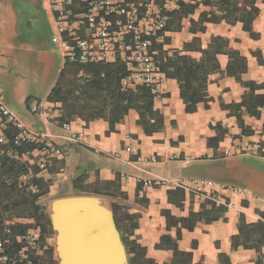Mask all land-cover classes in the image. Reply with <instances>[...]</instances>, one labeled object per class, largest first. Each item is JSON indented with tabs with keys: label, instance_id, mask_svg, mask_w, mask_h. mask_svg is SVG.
<instances>
[{
	"label": "crops",
	"instance_id": "obj_1",
	"mask_svg": "<svg viewBox=\"0 0 264 264\" xmlns=\"http://www.w3.org/2000/svg\"><path fill=\"white\" fill-rule=\"evenodd\" d=\"M133 1L141 4L144 0ZM255 5L259 14L250 32L245 31L241 23L201 22L200 14L210 11L208 7H202L184 18L176 29L163 30L153 41L163 42L168 37L169 42L163 45V49L169 57L185 55L200 65L205 62V55L201 50L185 45L195 41L193 46L201 44L204 47L213 37H221L227 42V51L236 50L245 58L247 69L240 75L241 79L259 86L257 92L264 95V0H256ZM53 38L56 39L53 15L46 0H0V95L24 126L43 132L57 148L56 152L45 155L35 144L30 151L17 157L26 165L27 172L20 175L19 180L29 184L28 189L38 190L33 188V179L40 181L41 188L43 184L47 186L46 193H42L36 202L42 211L44 209L49 221L46 233L40 234L44 245L38 243L28 251L51 247L58 264L56 232L50 221L52 202L57 198L83 195L98 198L112 212L123 245L124 238H130L155 264H171L175 250L189 254V258L177 263L180 257L174 256V264H264V246L261 253L242 245L233 248L232 237L238 234L241 218L246 223L264 221V208L255 199L264 198V174L242 162L247 161L248 156L238 147L245 141L251 142L248 148L255 155V143L264 139V134L260 133L264 107L259 119L250 117L243 109L239 111L245 126L255 132L253 136L240 137L236 117L223 106L238 103L249 88L227 74V64L231 62L229 55L226 52L216 54L219 68L207 77V99L197 103L192 102L190 93L182 97L180 82L162 73L163 82L154 95V107L164 121L162 131L146 135L138 113L130 110L116 123L115 131L107 135L109 125L103 116L92 120L72 116L62 122L59 118L63 107L51 102H48L47 118L30 111V101L46 100L64 66L60 56V67L54 72L56 66L50 52ZM153 41L148 51L155 55L156 51L151 49ZM259 57L262 64L258 62ZM38 61L43 63L42 95L38 94L40 86L32 88L17 81V76L31 73L28 70L36 68ZM49 75L53 79L47 83ZM10 100H23L30 115L15 113ZM65 124L70 125V131L64 129ZM3 128L8 136L16 133L9 124ZM225 151L229 153L226 155ZM256 156L252 159L264 160L257 153ZM228 164L247 167L248 178H241L234 169L231 178H225L219 170ZM195 170L212 171L217 177L215 180L197 177L192 173ZM82 171L89 175V181L96 176L100 181L113 182L111 189L106 190L112 195L73 190L72 180ZM189 179L210 180L244 191L233 193L217 187H204L195 193L191 189L155 184ZM206 200L214 203L216 208H224L215 221H208L207 215L199 216ZM8 204L0 199V220L3 223L10 221L25 226L27 230L40 229L26 211L27 217H24L23 211L14 214L11 208L3 209ZM179 218L187 220L182 223ZM187 224L191 225L190 229ZM4 232H9L6 226ZM13 237L16 241L21 240L17 232ZM126 256L128 260L127 251Z\"/></svg>",
	"mask_w": 264,
	"mask_h": 264
},
{
	"label": "trees",
	"instance_id": "obj_2",
	"mask_svg": "<svg viewBox=\"0 0 264 264\" xmlns=\"http://www.w3.org/2000/svg\"><path fill=\"white\" fill-rule=\"evenodd\" d=\"M144 1L140 2V5ZM255 2L256 0H199L193 4H180L177 9L165 14L167 19L164 30L176 29L184 18L194 14L202 7H208L210 9L208 14L203 12L200 14L201 22L219 23L223 21L229 25L241 23L242 28L250 32L252 23L259 14ZM168 42V37H165L163 42L153 41L151 49L156 51V54L153 55L154 59L158 61L160 71L166 77L175 78L180 82L182 97L187 93L191 94L193 103L207 99V77L219 68L216 54L226 52L229 55L231 62L227 64V74L233 75L243 87H248L249 90L242 95L238 103L228 104L223 108L230 109L236 117L240 137L253 136L254 130L245 126L239 111L243 109L250 117L259 119L261 109L264 107V95L257 92L259 86L241 79L240 75L245 73L247 69L245 58L240 56L236 50L227 51V42L223 38L213 37L211 43L204 47L201 44L199 47L193 46L195 41L192 42L193 44L185 45L191 49H199L205 55V62L199 65L185 55L175 54L169 57L166 50L163 49V45ZM258 62L263 63L260 57ZM125 76L126 71L119 62L65 64L59 71L46 101L58 103L63 107V114L59 118L62 122H67L72 116L86 120L103 116L109 125L107 135L115 131L116 123L123 119L130 110H135L138 113L146 135L162 131L164 128L163 117L154 107V94L150 86L142 84L124 88L121 81ZM260 133L264 134V123ZM5 135L7 139L11 138L6 132ZM34 145L24 144L18 147L17 157H20L22 152L30 151L35 147ZM255 147L257 155L264 159V139L256 142ZM15 158L0 155V199L9 202L3 209L11 208L14 214L23 211L24 217H27L26 211L29 213L28 217L33 218L36 226L40 227V234H44L48 229L49 221L44 209L42 211L36 202L42 193H46L47 186L43 184V188H41L40 181L33 179L32 185L38 190L28 189L29 184L19 180L20 175L27 172L26 165L19 161V158ZM112 185H114L113 182L100 181L96 176L94 180L89 181V175L85 171L79 172L71 183L72 189L79 193L109 196L112 194L106 190H110ZM202 208L199 216L207 215L208 221L217 220L224 210L223 207L216 208L214 203L209 200L204 202ZM127 217L124 215L125 219H128ZM186 220L184 218L178 219L182 223ZM5 226L8 228V233L4 232ZM187 227L190 229L191 225L187 224ZM34 228L38 229L37 227ZM16 232L20 234V241H16L13 237ZM26 232L27 228L23 225L14 224L10 221L3 223L0 220V240L3 241L4 254L7 257L6 264H56L51 247L43 248V251L39 248L33 252L28 251V247L26 249ZM232 239L233 248L242 245L245 249H253L261 253L264 246V221L246 223L241 218L238 234L234 235ZM39 241L41 246L42 242L44 245V238L40 237ZM124 245L129 256V264H155L146 257L145 251L130 238H124ZM21 252L25 255L23 258L20 257ZM174 256L175 258L176 256L180 257L177 263L186 262L189 258V254L175 250L171 264H174Z\"/></svg>",
	"mask_w": 264,
	"mask_h": 264
},
{
	"label": "built area",
	"instance_id": "obj_3",
	"mask_svg": "<svg viewBox=\"0 0 264 264\" xmlns=\"http://www.w3.org/2000/svg\"><path fill=\"white\" fill-rule=\"evenodd\" d=\"M53 15L56 46L63 65L119 62L126 71L122 86L149 85L154 95L163 82V74L148 48L153 39L160 37L166 23V13L177 9L180 4H193L199 0H145L142 5L133 0H46ZM49 104L46 100L34 101L30 111L47 118ZM16 133L7 139L6 125ZM64 129L70 131V125ZM24 144H38L45 155L57 151L43 132L24 126L8 109L0 95V155L17 157V148ZM229 152L225 151L227 155ZM43 167V165H42ZM191 189L197 193L204 187H217L233 193L244 190L236 186L217 184L210 180L189 179L173 183L156 182ZM33 188H35L33 186ZM264 208V199L255 198ZM40 232L35 228L27 230L25 244L28 248L37 246ZM3 242L0 240V264H6ZM20 253V257H24Z\"/></svg>",
	"mask_w": 264,
	"mask_h": 264
},
{
	"label": "water",
	"instance_id": "obj_4",
	"mask_svg": "<svg viewBox=\"0 0 264 264\" xmlns=\"http://www.w3.org/2000/svg\"><path fill=\"white\" fill-rule=\"evenodd\" d=\"M50 221L58 264H129L112 212L98 198H57Z\"/></svg>",
	"mask_w": 264,
	"mask_h": 264
},
{
	"label": "rangeland",
	"instance_id": "obj_5",
	"mask_svg": "<svg viewBox=\"0 0 264 264\" xmlns=\"http://www.w3.org/2000/svg\"><path fill=\"white\" fill-rule=\"evenodd\" d=\"M56 39H52V45L50 47V52L52 54L53 60L55 62V70L54 72H57V68L60 67V53L58 52V49L56 48ZM38 65L36 66V68L32 67L30 68L28 71H31V73L28 74H21L20 76H17V81L18 83H22L23 85H29L32 88H34V86L38 85L40 86V91L38 92V94L42 95L44 93L43 91V63L39 62L37 63ZM48 74V69L46 71V75ZM53 79V76L51 77V75H49V78L47 80V83H49V81H51ZM5 96L7 99H9L8 93H5ZM31 100V98H30ZM11 102V108L13 109V111L17 114H21V115H30V113L27 111L26 107H25V102L23 100H18V101H12ZM30 103H32V101H30ZM251 144V142H243L242 145H238V147L240 148V152H242L243 154H246L245 156H248V160L247 161H242L244 164L247 165H251V167L255 170H258L261 172V174H264V160H260V159H256L253 158V156H256L252 153L251 149H249V145ZM244 148V149H242ZM230 149V148H229ZM251 158V159H249ZM241 161V160H240ZM245 166V167H246ZM236 170L238 171V173H240L239 175L241 176V178L247 179L249 176V172L247 171V167L243 168L242 165L241 167H238L235 164H228L225 165L223 167L220 168L219 172L224 175V177H228L231 178V171L232 170ZM193 174L197 175V177H204V178H210L215 180L216 179V175L214 174V172H210V173H206V172H202L201 170H195L194 172H192ZM228 184H232V183H228ZM264 199V198H262Z\"/></svg>",
	"mask_w": 264,
	"mask_h": 264
}]
</instances>
